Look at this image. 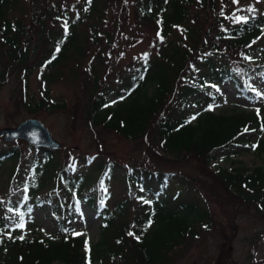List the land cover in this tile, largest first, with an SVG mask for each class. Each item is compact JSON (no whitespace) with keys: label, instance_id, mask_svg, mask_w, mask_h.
I'll return each instance as SVG.
<instances>
[{"label":"trees","instance_id":"16d2710c","mask_svg":"<svg viewBox=\"0 0 264 264\" xmlns=\"http://www.w3.org/2000/svg\"><path fill=\"white\" fill-rule=\"evenodd\" d=\"M64 1L29 0L34 37L37 43L50 47L38 65L47 85L60 76L59 66L73 61L80 68L84 39L96 42L102 35L95 24L102 21L99 5L104 7L105 0L59 6ZM20 2L0 0V78L5 64L20 67L31 56L22 47L28 39L24 19L17 16L18 11L23 12ZM226 3L134 0L141 21L154 25L159 51L103 89L90 67L92 87L86 109L90 122L129 141L142 139L151 130L164 151L177 157L193 154L205 164L216 152L230 147L244 146L264 155L263 110L236 109L228 114L211 110L217 100L213 93L216 86L229 82L239 94L251 98L255 95L250 79L264 75V10L260 16L238 21L237 10ZM191 15L198 20L187 22ZM81 25L89 28V36L78 33ZM177 27L183 30L184 39L171 38ZM209 36L213 41L207 45ZM259 50L258 57H253ZM190 71L195 73L186 75ZM28 73L24 70V80ZM48 93L46 86L40 100L27 101V110L35 113L61 107L50 103ZM199 93L203 96L196 103L201 110L195 115L189 109V99ZM110 94L116 96L115 101L109 100ZM168 99L170 103L164 107ZM250 135L259 138L251 142ZM21 143L0 149V173L8 170V181L5 177L6 183L0 184V264H170L169 254L174 249L210 227L211 212L191 198L198 195V184L187 176L144 166L125 171L112 160L99 159L92 165L88 159L86 165L91 169L87 175L76 165H58L57 150L28 145L24 156ZM120 171L126 197L110 206V189L99 194L95 183L89 185V174H97V184L110 188ZM213 177L237 201L264 210V166L219 169ZM132 198L137 201V211L131 222H118L126 218ZM81 205L88 206L100 220V236L94 244L72 235V220ZM44 206L56 213L59 234L53 240L40 231L22 234L21 220ZM11 224L19 232L9 229Z\"/></svg>","mask_w":264,"mask_h":264},{"label":"rangeland","instance_id":"374dc122","mask_svg":"<svg viewBox=\"0 0 264 264\" xmlns=\"http://www.w3.org/2000/svg\"><path fill=\"white\" fill-rule=\"evenodd\" d=\"M78 2L83 1L66 0L57 3L66 7ZM104 5V7L101 3L99 5L102 21L95 24L96 31L102 35L100 34L101 37L96 42L89 37L87 40L84 39L82 48L85 54L81 62H78L80 68H77L73 61L59 66L60 76L54 83L47 85L45 74L38 65L40 59L47 55L50 47L49 44L37 43L34 37L35 26L30 25L29 21L31 5L29 0H21L19 7L23 12L18 11L17 16L24 19L25 33L29 41L28 43L25 40L22 47L31 52V56L29 62L20 67L9 63L2 67L0 130L16 127L29 118L39 120L48 129L52 138L61 145L56 155L58 165L65 167L76 165L86 174L88 169H91L94 159H99L102 162L112 160L124 170L129 167L144 166L191 178L198 184L199 191L197 196L192 194L191 198L210 210L212 221L207 231L201 229L198 236L169 254L170 264H264V210L258 211L256 206L244 205L237 201L213 177V173L219 169L230 171L236 167L249 170L262 167L264 155H259L244 146L230 147L228 150L216 152L209 164H205L204 160L193 154L177 157L164 151L151 130L142 139L129 141L112 131L93 125L86 117L90 94L88 91L92 87L90 67H94L95 73L98 74L100 89L111 87L117 79L131 72L143 60L153 59L160 48L154 25L141 21L135 12L134 0H105ZM226 5L230 9L237 10L236 17L240 18L238 21L260 16L264 10V0H239L238 3L227 0ZM198 18L196 15H191L187 22ZM55 26L59 24L56 23ZM77 31L81 36L90 35L86 25H81ZM172 33L171 38L184 39L181 27H177ZM29 36H31L30 40ZM212 41L209 36L205 43L209 45ZM262 47L264 48V42ZM259 53L260 50L252 56L258 57ZM24 70L29 71L25 80ZM194 73L190 71L186 75ZM46 86L50 103H57L61 107L29 112L26 107L27 101L40 100L43 96V88ZM249 87L253 91L252 95H255L251 98L239 94L229 82L216 86L213 93L217 100L211 105V110L215 114H228L236 109L264 111V75L253 76L249 81ZM202 96L203 94L199 93L189 99V109L195 115L200 113L201 106L196 101ZM115 97L114 94H110L109 100L113 102ZM169 103V99L165 100L164 107ZM258 138L257 135H250L251 142L257 141ZM11 146L13 143L5 144L0 140V149ZM26 148L27 144L21 143L20 150L24 156L28 155ZM88 159L91 160L90 167L86 165ZM5 167L8 169V166ZM97 176L92 172L89 174V185L95 183L99 194L110 189L111 198L108 205L112 206L114 202L126 197L120 181L123 178L122 171L116 173L111 180L110 188L99 186L96 182ZM5 177L8 181V170L0 173V184L6 183ZM136 202L133 198L129 201L126 218L117 220L118 222H131L137 211ZM57 225L56 213L52 208L44 206L35 208L29 216L21 220V233L30 236L40 231L44 238L53 240L59 234ZM9 229L18 231V227L14 224H11ZM72 235L84 238L89 244L99 240L100 220L88 206L81 205L74 216Z\"/></svg>","mask_w":264,"mask_h":264},{"label":"water","instance_id":"95a60500","mask_svg":"<svg viewBox=\"0 0 264 264\" xmlns=\"http://www.w3.org/2000/svg\"><path fill=\"white\" fill-rule=\"evenodd\" d=\"M0 139L5 143L22 140L30 145L49 149H59L61 146L37 119H27L14 128L0 130Z\"/></svg>","mask_w":264,"mask_h":264},{"label":"bare ground","instance_id":"6f19581e","mask_svg":"<svg viewBox=\"0 0 264 264\" xmlns=\"http://www.w3.org/2000/svg\"><path fill=\"white\" fill-rule=\"evenodd\" d=\"M30 119V118H29ZM27 120V119H26ZM39 121V120H38ZM14 128V127H13ZM1 141H2V139H0ZM3 142V141H2ZM15 142H23V143H26L27 144V146L29 145V146H33V145H30L29 143H27V142H25V141H22V140H15V141H13V142H10V143H5V142H3V143H5V144H11V143H15ZM33 147H35V148H43V147H37V146H33ZM49 149V148H48ZM53 150H57V149H53Z\"/></svg>","mask_w":264,"mask_h":264},{"label":"snow or ice","instance_id":"6c2138e0","mask_svg":"<svg viewBox=\"0 0 264 264\" xmlns=\"http://www.w3.org/2000/svg\"><path fill=\"white\" fill-rule=\"evenodd\" d=\"M238 2H239V0H233V3H238ZM237 19L239 20L240 18H237ZM57 51H59V49H57ZM129 235H133V234L132 233H129Z\"/></svg>","mask_w":264,"mask_h":264}]
</instances>
